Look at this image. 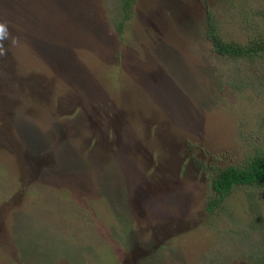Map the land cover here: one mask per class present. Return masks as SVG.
Masks as SVG:
<instances>
[{
	"label": "rangeland",
	"instance_id": "rangeland-1",
	"mask_svg": "<svg viewBox=\"0 0 264 264\" xmlns=\"http://www.w3.org/2000/svg\"><path fill=\"white\" fill-rule=\"evenodd\" d=\"M239 0H0V264H264V188L213 209L264 153L261 27ZM20 112H24L25 115Z\"/></svg>",
	"mask_w": 264,
	"mask_h": 264
},
{
	"label": "trees",
	"instance_id": "trees-1",
	"mask_svg": "<svg viewBox=\"0 0 264 264\" xmlns=\"http://www.w3.org/2000/svg\"><path fill=\"white\" fill-rule=\"evenodd\" d=\"M137 0H122L124 20L119 23L120 29L130 18ZM232 1V0H231ZM248 2L255 7V14L261 18V27L255 28V33L245 42L226 40L218 31L217 24L211 13L207 15V38L215 51L224 57L235 59H264V0H239ZM256 186L264 188V153L252 156L244 165H231L218 169L213 178V188L216 197L210 200V209L218 206L236 186Z\"/></svg>",
	"mask_w": 264,
	"mask_h": 264
},
{
	"label": "clouds",
	"instance_id": "clouds-1",
	"mask_svg": "<svg viewBox=\"0 0 264 264\" xmlns=\"http://www.w3.org/2000/svg\"><path fill=\"white\" fill-rule=\"evenodd\" d=\"M11 40L15 43L16 40L12 37L11 32L5 22H0V57L7 55V49L4 46V41Z\"/></svg>",
	"mask_w": 264,
	"mask_h": 264
},
{
	"label": "flooded vegetation",
	"instance_id": "flooded-vegetation-1",
	"mask_svg": "<svg viewBox=\"0 0 264 264\" xmlns=\"http://www.w3.org/2000/svg\"><path fill=\"white\" fill-rule=\"evenodd\" d=\"M21 114H23V115H25V113L24 112H20Z\"/></svg>",
	"mask_w": 264,
	"mask_h": 264
}]
</instances>
